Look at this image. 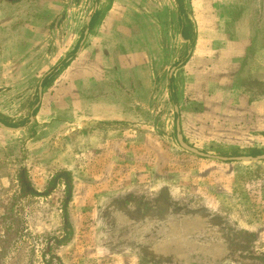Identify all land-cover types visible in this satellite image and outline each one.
<instances>
[{"label": "rangeland", "instance_id": "374dc122", "mask_svg": "<svg viewBox=\"0 0 264 264\" xmlns=\"http://www.w3.org/2000/svg\"><path fill=\"white\" fill-rule=\"evenodd\" d=\"M233 2L184 0L199 40L196 50L216 55L215 65L225 49L220 43L226 39L252 36L255 54L264 52V0H257L259 10L245 13L248 24H256L249 28L229 26L233 24L228 20L240 16ZM95 6L99 19L108 21L99 35L106 36L114 51L111 60L102 63L107 75L89 95L108 94L114 100L115 118L121 120L116 125H122L116 127V135L123 124L130 130L131 155H124L130 172L115 179L107 159L101 162L90 150L77 152L74 119L92 116V97L88 102L83 97V110L81 100L77 109L81 80L76 73L82 63L75 62V51L74 60L51 83L54 90L48 98L68 109L63 116L67 126L60 131L66 140L62 158L50 163L42 153L36 154L40 149L20 146L18 140L0 132V264H264L262 163L230 168L187 153L176 143L175 114L186 142L201 152L236 157L250 151L238 146L241 141L236 138H222L226 119L220 118L218 108L207 109L214 117L204 114L205 98L202 92L194 93L174 0H0V52L5 63L13 58L19 65V73L8 80L0 78L4 87L12 84L17 89L7 96L24 98L28 93L22 89L27 87L35 93L39 80L77 49ZM195 11L204 18L211 15L212 25L205 20V27L198 28L201 22L194 21ZM249 57L241 61L243 66L251 62ZM195 64L205 71L211 66L203 61ZM87 67L93 75L92 62ZM171 77L177 112L168 97ZM202 82L196 87L203 88ZM254 86L244 82L246 90L257 89L262 101L263 83L260 88ZM217 91L224 92L219 86ZM23 98L19 105L16 96L4 99L0 117L15 120ZM206 100L210 102L209 96ZM25 103L21 115L27 116L33 102ZM237 135L243 134L235 130L232 136ZM117 140L122 143L121 138ZM253 149L264 154V139ZM21 170L38 193L44 192L56 173L70 172L68 215L73 232L64 243L57 242L64 237L63 182L47 197H22Z\"/></svg>", "mask_w": 264, "mask_h": 264}, {"label": "crops", "instance_id": "0c3cea01", "mask_svg": "<svg viewBox=\"0 0 264 264\" xmlns=\"http://www.w3.org/2000/svg\"><path fill=\"white\" fill-rule=\"evenodd\" d=\"M226 2L228 3V0H226ZM229 2H231V0H229ZM249 2H251V5ZM234 3L236 4L237 8L236 13L238 12L237 16H240L238 20H228L229 23L231 22V24H233L229 26L235 28L256 27V24H253L252 26L248 24L249 20L246 19L248 17L245 13L256 12L257 10H259V3H257V0H235V2H233L232 4ZM174 5L176 7V19L177 26L179 27V36L184 41L185 46L188 48L185 59H187L186 65L191 66L190 69L193 73V86L196 88V91L194 93L202 92L199 94H201L203 98H205L204 114H208L209 116L212 115L214 117V112H208L207 109H212L214 107L218 108L220 110V118L226 119V126L223 131L224 133L222 138H225L227 140H232L236 138L241 141L239 142V144H237L238 146L250 151L256 150L253 148H259L260 141L264 139V95L262 101H260V93L255 92L257 91V89L254 90V88H251L249 90H246L244 88V82L246 84H249L250 87H255L254 85H256V87L260 88V82H262L264 85V78L260 79V77H264V62L260 63V59L264 60V52H261L258 55L255 54V43L252 40V36H243L234 40L226 39L224 40V42L220 43V45L225 46V49L219 52L218 59L220 63H216L215 65V58L213 56L216 55H213L212 53L201 54L196 50L197 46L195 45L199 43V40H196L197 37L193 31L192 21L187 15V13H185L182 18L180 17L177 9L176 0H174ZM196 13V11L193 13V19L197 23L199 21L201 22L198 24V28L205 27V20L209 21V23L212 22L211 15L207 16V18H204L203 15H199ZM251 17L253 18L254 15H252ZM100 19L98 16V19L95 21L92 28L88 31V35L85 38L83 45L79 48L75 55V62H77V64L80 62L82 63L81 67L79 68L80 70L76 73V78H80L81 80V84L77 89V109L80 100L85 97L88 102L89 97L91 96L89 95V90L93 89L94 86L96 87V84H99V82L102 80V77L104 75H107V69H104V64L102 63L111 60V54L114 51V49L110 47L111 45L106 40V36L99 35L102 29L106 30L108 27V21L106 20V18H104L103 20ZM180 20L182 25L185 24L187 21V23H189L191 26L194 38V44L192 47H190L189 40L183 39L180 35ZM210 25H212V23H210ZM226 26H228L227 23ZM95 46L97 47L95 48ZM247 54L250 56L248 59L251 60V62L246 64V66H243V63H241V61L245 60L244 57ZM200 55L208 57H203L202 59V57H199ZM123 56L122 57L126 59L125 53ZM200 61H203L205 65L210 64L211 66L205 71V68H200L195 64L196 62ZM90 62H92L93 67L95 66L93 75H89L90 69H87L90 67H87V64ZM4 63L5 60L3 59V54L0 52V78H2L3 80H8L9 77H13L14 74L19 73V65L15 62L13 58L7 61L5 63V66ZM180 64L182 63H179L178 66ZM172 69L170 71V74L176 69V66L172 67ZM217 69L219 72H217ZM43 77L37 83L35 93H32V90L28 87L26 89H22V91L24 90L23 92L28 93L27 96L23 94L25 99L21 96V94L14 95L13 93L10 97H8L7 95L9 92H15V90L17 89H15L14 85L12 84H5L6 87H4V85L2 84L3 80H0V105L2 108L4 107V99L13 100L16 96V98L20 100L18 105L22 101V98L24 100V104H22V106L20 105L18 108V117L15 120H12L11 122L13 124H17L25 121L28 118V123H26L25 126L13 128L17 129L15 131H5L0 129V132L3 135L6 134L9 137L11 136V139L14 141L18 140V142L21 144L20 146L27 144L30 150L32 148L40 149L39 151H37L36 154L42 153L44 155V158L46 157V159H48L50 163H55V161H59L62 158L61 156L64 154L63 149L66 140L64 137H62V132L60 131L64 129V126H67L66 123L68 121L63 116L65 112H68V109L66 107H63L61 104L57 105L55 100L48 99L50 98L51 91L54 90V85L51 86L52 84H50L42 88V82L45 79H43ZM84 78L87 79L85 80ZM200 78H203V82ZM84 81H86V83ZM171 81L173 84L172 77L170 78L169 84ZM40 82L41 98L39 99L38 97V100L36 102V92L38 95V88L40 87ZM199 82H202L204 84L203 88H197V84H199ZM218 86L220 93L224 91L222 94H218ZM100 92L106 91L104 89H101ZM208 96L210 98V102L206 100ZM91 97L92 116H88L85 118L83 115H76L74 119L76 120L77 125V152L90 150L89 152H92V156H96V158L98 157V160H102L101 162H103L104 159H107L108 165L113 172V177L116 179L120 173H124L123 177L125 178L126 176H128L131 169L130 165L124 164L126 152L129 156L131 155V132L130 130H127L123 124V128L119 129V135H116V127L120 128L122 127V125H116V123H119V121L121 120H117L115 118V114L112 111V107H114V100H111L108 94L103 98L96 97V95H93ZM47 101L49 103L48 108H46ZM25 102H27L28 105L30 102H33V106H31V110L27 116L24 114L21 115V112H24V108L27 107ZM81 102L82 103L80 105V110H83L84 101L81 100ZM36 108H38V112L33 117L31 116V114ZM70 121L73 122L72 119ZM211 122L214 123L213 120H211ZM31 124H36V134L32 138L27 135L26 131V127ZM235 130H238V132L242 133L243 135L232 136ZM261 130H263L262 133ZM44 131H50L48 132L49 136L46 137V135H48L46 134V132L42 136L39 135ZM182 136L186 141L184 134ZM120 138L122 139L121 144L117 140ZM126 139L129 140L127 144L125 143ZM51 144L54 147H50ZM50 148L51 150L48 153V150ZM250 151L247 155H250ZM122 157H124L123 160H121ZM260 163H262L261 165L264 167V161H261ZM220 164L226 163L221 162ZM227 164L232 166L230 168H236L238 164L244 163ZM241 166L242 168H245V165Z\"/></svg>", "mask_w": 264, "mask_h": 264}, {"label": "trees", "instance_id": "16d2710c", "mask_svg": "<svg viewBox=\"0 0 264 264\" xmlns=\"http://www.w3.org/2000/svg\"><path fill=\"white\" fill-rule=\"evenodd\" d=\"M95 2H99L100 0H94ZM177 4V9L180 17L182 18L185 15V5H184V0H176ZM99 16V11L95 12L92 16L91 22L89 24V30L92 28L94 25L95 21L98 19ZM182 20V19H181ZM181 24V29H180V35L182 36L183 39L189 40L190 42V47L193 46L194 44V38L192 34V29L189 23H186L182 25ZM82 38V36H81ZM81 40V39H80ZM79 40V42H80ZM78 42V43H79ZM76 49H74L73 53H71L67 58L61 60L56 67L52 69L51 74H49L42 82V88L50 85L53 80L63 71L65 70L71 62L74 60V53ZM36 102L38 100V95L36 92ZM169 100L173 105H178L177 102V96H176V89L175 86L172 84V81L169 84ZM33 106V104H32ZM38 112V108L34 109L32 112L31 116H35L36 113ZM178 115L175 114V118H177ZM0 122L3 123L5 126L10 127V128H18V127H23L25 126L26 123H28V118L21 122V123H15L13 124L12 122L8 121L7 119L0 117ZM36 124H31L28 127H26L27 133H29V137H34L36 134ZM264 135V134H263ZM263 154L261 151L258 150H252L250 151L251 156H257ZM18 181H19V193L20 196L26 197V196H32V197H47L53 193V191L56 189L57 185L60 182H63L64 185V200H63V208H62V219H63V231H64V237L62 238L63 241H57L59 243H64L65 241L68 240L70 235H72V226L69 221V215H68V205L71 201L72 198V178L71 174L68 171H60L56 173L47 183V187L45 188L43 193H38L32 186L31 182L29 181L26 172L24 170H21L18 174Z\"/></svg>", "mask_w": 264, "mask_h": 264}, {"label": "water", "instance_id": "95a60500", "mask_svg": "<svg viewBox=\"0 0 264 264\" xmlns=\"http://www.w3.org/2000/svg\"><path fill=\"white\" fill-rule=\"evenodd\" d=\"M97 7L95 6L93 13H95ZM92 15L90 17L87 18L86 20V29L83 32V37L79 43V48L83 45L85 38L88 35V26L90 24ZM79 48L77 49V51L79 50ZM173 70V69H172ZM49 75V73L47 74ZM45 75L43 77V79L47 76ZM42 82V81H41ZM41 82H40V87L38 88V97L39 99L41 98ZM174 110L175 112H177V107L174 106ZM0 129L5 130V131H15L17 129H13L10 127L5 126L3 123L0 122ZM175 137H176V143L179 146L180 149H182L183 151L190 153L194 156H197L199 158L202 159H207V160H212V161H219L222 163H244V164H250V163H256V162H261L264 161V154L261 155H257V156H236V157H223V156H216V155H210L204 152H201L199 150H197L196 148L192 147L191 145H189L188 143H186V141L184 140L182 134L180 133V122H179V118H176L175 121Z\"/></svg>", "mask_w": 264, "mask_h": 264}, {"label": "flooded vegetation", "instance_id": "af4514ba", "mask_svg": "<svg viewBox=\"0 0 264 264\" xmlns=\"http://www.w3.org/2000/svg\"><path fill=\"white\" fill-rule=\"evenodd\" d=\"M95 12H96V11H95ZM92 16H93V15H92ZM91 19H92V18H91ZM90 22H91V21H90ZM88 29H89V26H88ZM82 37H83V36H82ZM79 43H80V42H79ZM78 47H79V46H78ZM78 47H77V49H78ZM77 49H76V52H77ZM48 73H49V72H48ZM48 73H47V74H48ZM47 74H46V75H47ZM49 74H51V72H50ZM47 76H48V75H47ZM47 76H46V77H47ZM46 77H45V78H46Z\"/></svg>", "mask_w": 264, "mask_h": 264}]
</instances>
